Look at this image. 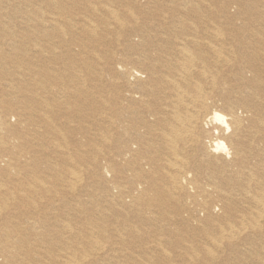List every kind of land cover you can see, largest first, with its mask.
Masks as SVG:
<instances>
[{"label":"bare ground","instance_id":"6f19581e","mask_svg":"<svg viewBox=\"0 0 264 264\" xmlns=\"http://www.w3.org/2000/svg\"><path fill=\"white\" fill-rule=\"evenodd\" d=\"M0 264H264V0H0Z\"/></svg>","mask_w":264,"mask_h":264}]
</instances>
